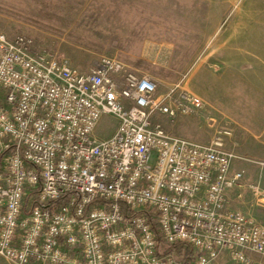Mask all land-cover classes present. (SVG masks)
Returning <instances> with one entry per match:
<instances>
[{"label": "built area", "instance_id": "2783aa9c", "mask_svg": "<svg viewBox=\"0 0 264 264\" xmlns=\"http://www.w3.org/2000/svg\"><path fill=\"white\" fill-rule=\"evenodd\" d=\"M100 55L87 70L0 32V260L10 264H264V222L226 205L239 185L225 128L204 142L153 114L201 105ZM102 114L115 119L98 138ZM264 207L259 176L247 184ZM185 242L188 260L168 247Z\"/></svg>", "mask_w": 264, "mask_h": 264}, {"label": "rangeland", "instance_id": "374dc122", "mask_svg": "<svg viewBox=\"0 0 264 264\" xmlns=\"http://www.w3.org/2000/svg\"><path fill=\"white\" fill-rule=\"evenodd\" d=\"M246 13H264V0H0V32L26 35L34 51L66 58L80 70L113 55L152 77L157 92L176 86L197 95L202 102L195 111L153 117L169 132L201 142L227 129L230 170L241 173L227 206L264 222L247 187L258 176L264 186V90L247 83L254 74L243 65L248 59L251 67L253 56L230 50V41L245 35ZM114 126L102 114L93 134L107 136ZM227 257L222 264H241Z\"/></svg>", "mask_w": 264, "mask_h": 264}, {"label": "crops", "instance_id": "0c3cea01", "mask_svg": "<svg viewBox=\"0 0 264 264\" xmlns=\"http://www.w3.org/2000/svg\"><path fill=\"white\" fill-rule=\"evenodd\" d=\"M247 15V21H246V29H245V35H241L239 39L233 38L232 41H230V50L233 53H241V55H244L248 57L249 55L253 56V61L250 67V63L247 59V63L243 66H246L245 72L248 76H250V73L252 72L254 76L252 78H247V83L251 86H253L252 82L255 81V85L259 88V90H264V56L260 54V50L264 51V13H246ZM239 32H236L234 34H237ZM240 34V33H239ZM258 37L257 41H260V38H262V43H254L256 42V38ZM222 55V54H221ZM221 57V56H220ZM226 62V58L224 57L222 59V62ZM253 66V67H252ZM251 68V72H250ZM259 69V70H258ZM261 71V73H260ZM251 77V76H250ZM262 83V84H259ZM215 106V112L218 114L224 116L223 113H220V110H217ZM220 111V112H219ZM225 117V116H224ZM264 152V150H263ZM264 155V154H263ZM264 158V157H263ZM264 160V159H263ZM230 189V188H229ZM229 191H226V198H227V204H229V197L228 193ZM256 211H264V207H259L255 209ZM227 255L225 253H221L219 256L218 263L222 264L224 260L226 259ZM228 258V257H227Z\"/></svg>", "mask_w": 264, "mask_h": 264}, {"label": "trees", "instance_id": "16d2710c", "mask_svg": "<svg viewBox=\"0 0 264 264\" xmlns=\"http://www.w3.org/2000/svg\"><path fill=\"white\" fill-rule=\"evenodd\" d=\"M168 248L183 257L184 260H188L191 257L192 247L185 242L172 243Z\"/></svg>", "mask_w": 264, "mask_h": 264}]
</instances>
